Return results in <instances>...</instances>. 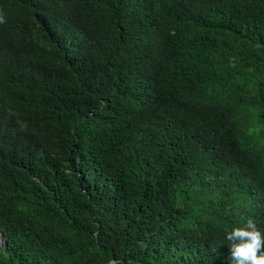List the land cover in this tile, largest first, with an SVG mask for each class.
Listing matches in <instances>:
<instances>
[{
  "label": "trees",
  "instance_id": "trees-1",
  "mask_svg": "<svg viewBox=\"0 0 264 264\" xmlns=\"http://www.w3.org/2000/svg\"><path fill=\"white\" fill-rule=\"evenodd\" d=\"M264 230V0H0V264H231Z\"/></svg>",
  "mask_w": 264,
  "mask_h": 264
},
{
  "label": "clouds",
  "instance_id": "clouds-1",
  "mask_svg": "<svg viewBox=\"0 0 264 264\" xmlns=\"http://www.w3.org/2000/svg\"><path fill=\"white\" fill-rule=\"evenodd\" d=\"M230 242L231 264H264V230L253 218L225 232Z\"/></svg>",
  "mask_w": 264,
  "mask_h": 264
},
{
  "label": "water",
  "instance_id": "water-1",
  "mask_svg": "<svg viewBox=\"0 0 264 264\" xmlns=\"http://www.w3.org/2000/svg\"><path fill=\"white\" fill-rule=\"evenodd\" d=\"M0 239L2 240V237H1V236H0ZM1 240H0V241H1Z\"/></svg>",
  "mask_w": 264,
  "mask_h": 264
},
{
  "label": "rangeland",
  "instance_id": "rangeland-1",
  "mask_svg": "<svg viewBox=\"0 0 264 264\" xmlns=\"http://www.w3.org/2000/svg\"><path fill=\"white\" fill-rule=\"evenodd\" d=\"M0 240H1V239H0ZM1 241H2V240H1ZM1 241H0V242H1Z\"/></svg>",
  "mask_w": 264,
  "mask_h": 264
}]
</instances>
